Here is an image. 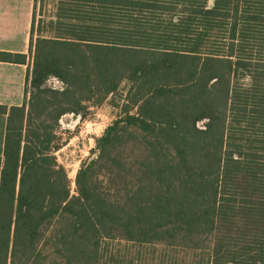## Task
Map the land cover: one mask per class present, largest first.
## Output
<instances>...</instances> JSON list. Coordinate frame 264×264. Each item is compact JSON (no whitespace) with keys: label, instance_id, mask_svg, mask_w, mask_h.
Listing matches in <instances>:
<instances>
[{"label":"trees","instance_id":"trees-1","mask_svg":"<svg viewBox=\"0 0 264 264\" xmlns=\"http://www.w3.org/2000/svg\"><path fill=\"white\" fill-rule=\"evenodd\" d=\"M52 1L37 24L35 0L30 99L0 105V264H123L115 242L264 264V0ZM105 102L118 116L72 194L60 119Z\"/></svg>","mask_w":264,"mask_h":264},{"label":"rangeland","instance_id":"rangeland-1","mask_svg":"<svg viewBox=\"0 0 264 264\" xmlns=\"http://www.w3.org/2000/svg\"><path fill=\"white\" fill-rule=\"evenodd\" d=\"M54 2L52 0H36V21L49 19L54 15ZM32 61V55L28 54ZM47 86L52 89L64 88L58 80L51 78ZM25 101L30 99V88ZM118 116V109L113 108L109 102L100 106H91L84 118L75 114H66L60 119L58 129L59 143L63 144L61 150L56 153L58 162L63 165L71 182V193L75 194V178L78 170L84 162L91 160L97 154L96 140L101 137L105 129L112 124ZM114 252L123 264H159L153 262L152 248H139L125 243H112L108 248ZM159 251H157L158 253ZM120 253V254H118Z\"/></svg>","mask_w":264,"mask_h":264},{"label":"crops","instance_id":"crops-1","mask_svg":"<svg viewBox=\"0 0 264 264\" xmlns=\"http://www.w3.org/2000/svg\"><path fill=\"white\" fill-rule=\"evenodd\" d=\"M35 0H0V51L29 54ZM26 64L0 61V105L22 106L26 99ZM7 115L0 114V158L3 161ZM1 178V167H0Z\"/></svg>","mask_w":264,"mask_h":264},{"label":"water","instance_id":"water-1","mask_svg":"<svg viewBox=\"0 0 264 264\" xmlns=\"http://www.w3.org/2000/svg\"><path fill=\"white\" fill-rule=\"evenodd\" d=\"M98 154V153H97ZM97 154H95V156L93 157V158H95L96 156H97ZM93 158L91 159V160H93ZM91 160H89V161H91Z\"/></svg>","mask_w":264,"mask_h":264}]
</instances>
